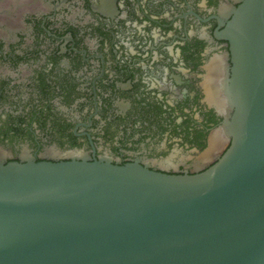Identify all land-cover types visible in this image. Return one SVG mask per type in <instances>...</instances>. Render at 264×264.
<instances>
[{"label":"flooded vegetation","instance_id":"1","mask_svg":"<svg viewBox=\"0 0 264 264\" xmlns=\"http://www.w3.org/2000/svg\"><path fill=\"white\" fill-rule=\"evenodd\" d=\"M241 3L0 0V162L204 171L231 141L223 31Z\"/></svg>","mask_w":264,"mask_h":264},{"label":"water","instance_id":"2","mask_svg":"<svg viewBox=\"0 0 264 264\" xmlns=\"http://www.w3.org/2000/svg\"><path fill=\"white\" fill-rule=\"evenodd\" d=\"M223 32L224 153L191 175L0 162V264H264V0H242Z\"/></svg>","mask_w":264,"mask_h":264},{"label":"bare ground","instance_id":"3","mask_svg":"<svg viewBox=\"0 0 264 264\" xmlns=\"http://www.w3.org/2000/svg\"><path fill=\"white\" fill-rule=\"evenodd\" d=\"M218 106H219V103H218ZM217 138H213V141H212V145L214 146L215 144H217L218 143V140L220 139V137L219 136H216ZM215 139H217V140H215Z\"/></svg>","mask_w":264,"mask_h":264}]
</instances>
